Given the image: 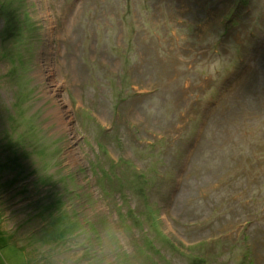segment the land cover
<instances>
[{"label": "rangeland", "instance_id": "1", "mask_svg": "<svg viewBox=\"0 0 264 264\" xmlns=\"http://www.w3.org/2000/svg\"><path fill=\"white\" fill-rule=\"evenodd\" d=\"M0 264H264V0H0Z\"/></svg>", "mask_w": 264, "mask_h": 264}]
</instances>
